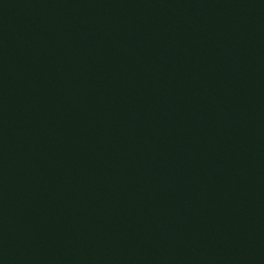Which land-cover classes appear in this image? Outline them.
Listing matches in <instances>:
<instances>
[{
	"label": "water",
	"instance_id": "95a60500",
	"mask_svg": "<svg viewBox=\"0 0 264 264\" xmlns=\"http://www.w3.org/2000/svg\"><path fill=\"white\" fill-rule=\"evenodd\" d=\"M0 264H264V0H0Z\"/></svg>",
	"mask_w": 264,
	"mask_h": 264
}]
</instances>
